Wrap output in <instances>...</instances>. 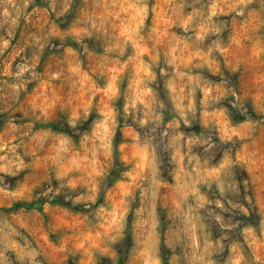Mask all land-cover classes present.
<instances>
[{"label": "clouds", "instance_id": "1", "mask_svg": "<svg viewBox=\"0 0 264 264\" xmlns=\"http://www.w3.org/2000/svg\"><path fill=\"white\" fill-rule=\"evenodd\" d=\"M34 4L35 0H0V55L12 47L16 30L32 22L38 11ZM49 7L51 12L48 9L44 12L55 13L51 3ZM92 7L87 24L77 35L103 34L112 41L106 51L119 58L125 57L129 47L132 49L124 65L133 74L128 94L123 97L126 104L121 112L122 93L118 85L123 77L117 79L115 75L110 81L102 79L88 87L89 78L85 74L81 82L85 86L79 87L82 95L78 99L74 85L71 103L67 99L54 100L65 110L64 118L57 123L63 124L71 135L59 133V137L67 139L58 143L57 137L50 138L49 170L56 173V178L77 199H83L75 191L77 182L69 172L79 175L86 166L83 183L94 198L86 203L99 201L108 191V165L117 152L123 154L128 147L118 139L121 117L125 126L134 122L133 154L126 161L133 171L120 173L132 175L130 190L119 203L105 201L103 208L110 210L103 216L89 207L87 214L92 219L87 222L88 230L100 232L99 244L106 247L119 250L128 242L130 250L136 249V264H164L162 249H168L176 257V264H218L214 257L225 245L213 239L212 225L208 222L215 221L221 229L229 225L225 224L223 215H209L206 205L222 212L228 211V205L247 214L244 199L249 179L245 176V166L252 170L264 167V156L251 159L236 152L240 142L254 138L264 119H248L243 126L230 124L231 134L226 138L217 133V118L227 122L230 110L242 116L248 112L231 81L238 66L231 69V75L226 74L220 70L219 58L226 53L222 41L230 30L229 18L264 25V0H92ZM162 20L165 31L160 38ZM173 28L180 35L173 33ZM150 41L151 49L147 47ZM113 63L119 66L120 59ZM31 71L23 65L19 71L9 69L5 75L19 81L27 79ZM12 88L22 94L27 85L18 87L14 82ZM96 95L103 97L102 105L93 103ZM44 111L47 113L48 109ZM168 111L174 115L165 126L163 117ZM29 112L28 125L24 121L17 124L12 117L11 135H0V197L5 199L31 193V187L21 185L20 181L35 170L37 157L48 150L47 144L35 142L33 132L38 123H45V117L31 109ZM209 115L212 118L205 119ZM202 119H205L204 132L196 135L191 130ZM222 157L225 163L208 172ZM205 175L209 176L208 181L201 179ZM205 188L209 191L214 188L217 198L209 199ZM169 190L174 192L172 208L176 214L165 224V218L158 215V202ZM141 208H146V212L137 211ZM19 235V229L11 233L0 228V257L5 255L6 247L13 255L23 250L22 260H16L15 264H44L43 249L22 244ZM242 235L244 243L237 240L229 244L234 257L231 264H264V230L257 233L246 227ZM9 260L11 264V257Z\"/></svg>", "mask_w": 264, "mask_h": 264}, {"label": "rangeland", "instance_id": "2", "mask_svg": "<svg viewBox=\"0 0 264 264\" xmlns=\"http://www.w3.org/2000/svg\"><path fill=\"white\" fill-rule=\"evenodd\" d=\"M50 3L56 11L48 15L44 10L48 9L51 12ZM33 7L38 11L32 16V22L16 30L12 47L0 55V135L5 137L11 135L9 121L12 117L17 124L24 121L28 125L31 115L29 109H31L45 117V123H38L33 128V132L36 137L35 142L47 144L48 150L43 156L37 157L35 170L20 181L21 185L31 187V193L8 199L0 197V228L11 233L19 229L18 239L22 244L43 249L44 264H136V249L133 247L130 250L128 242H125V246L119 250L106 247L99 244L100 232H92L87 226V222L92 219L87 214L89 207L103 216L110 210L103 208L105 201L119 203L124 193L130 190L132 175L122 176L120 173L123 171L131 174L133 171L126 161H129L133 154L131 139L135 131L134 122L125 126L121 117L120 127L117 129L118 139L121 144H126L128 147L123 154L117 152L108 165L110 170V174H106L108 191L99 201L91 205L86 201L94 198L83 183L87 176L86 166L79 175L69 172L71 179L77 182L75 191L83 197L77 199L75 194L56 178V173L50 172L47 164L49 151L52 148L49 144L50 138L57 137L58 143L62 139H67V137H59V133L65 132L68 136L71 135L63 124L57 123L64 118V107L53 101L67 99L71 103L74 85L77 86L75 98L78 99L82 95L78 90L79 87L85 86L81 83L85 74L89 78L88 87L93 82L100 83L102 79L110 81L115 75L117 79L123 77L122 83L118 85L122 93L119 107L123 112L126 104L123 97L128 94V84L131 83L133 75L131 69L124 65L130 58L132 49L129 47L125 57L119 58L106 51L112 41L103 34L97 32L88 35L82 32L77 35L81 27L87 24L88 14L94 10L92 0H70V4L69 0H35ZM29 11L31 12L32 8ZM148 23L151 27V18ZM229 25L230 30L222 41L226 53L219 58L220 70L231 75V69L238 66V71L231 75V81L243 98L248 112L242 116L239 112L230 110L227 122L217 118L219 125L217 133L222 138L231 134L228 126L230 124L243 126L248 119H264V116L256 115L264 114V25L257 21L246 24L240 18H229ZM164 31V20H162L159 24L160 38H163ZM172 32L180 35L179 30L175 28ZM147 47L152 48L151 41ZM147 58L146 56L145 59ZM116 59H120L119 66L113 63ZM23 65L32 69L27 79L13 81L5 75L9 69L19 71L20 66ZM113 69L117 71L114 73ZM14 82L18 87L26 84V91L22 94L14 91L12 88ZM93 103L102 105L104 99L96 95ZM46 108L47 113L44 111ZM173 115L171 111L164 113L165 126L173 120ZM211 118L209 115L205 119ZM205 119H202L198 127L191 131L196 135L203 133ZM247 130L244 128V131ZM81 144L83 146V138ZM236 152L251 159H255L256 155L264 156V125L256 131L252 140L240 142ZM76 163L79 164V161ZM224 163L225 159L222 157L207 171L211 172ZM245 176L249 179V188L244 199V207L248 209L247 214L233 210L228 205L226 212L206 205L209 215L221 214L225 224L229 225L221 229L215 221L208 222L212 225L210 234L213 239L225 245L214 257L218 264H231L234 257L229 244L237 240L244 243L242 232L246 227H252L257 233L264 230V167L252 170L245 166ZM173 178L175 179V170H173ZM201 179L208 181L209 176L205 175ZM204 191L209 199L217 198L214 188L211 191L205 188ZM173 196V191H166L158 202V215L165 218L163 221L165 224L170 219H174L176 214L172 208ZM137 211L146 212V208ZM245 247L247 249V245ZM3 251L5 255L0 257V264H10L9 257L11 264H15L16 260H22L24 254L22 250L19 254L13 255L6 247ZM161 257L164 264H176V257L168 249L161 250Z\"/></svg>", "mask_w": 264, "mask_h": 264}]
</instances>
